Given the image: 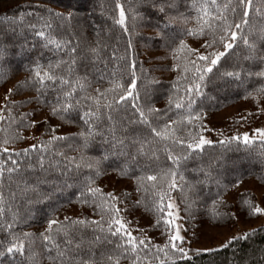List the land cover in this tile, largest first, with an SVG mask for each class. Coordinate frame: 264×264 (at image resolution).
<instances>
[{
	"label": "trees",
	"instance_id": "16d2710c",
	"mask_svg": "<svg viewBox=\"0 0 264 264\" xmlns=\"http://www.w3.org/2000/svg\"><path fill=\"white\" fill-rule=\"evenodd\" d=\"M10 1L12 4L4 9H0V43L8 47V54L0 58V76L6 75V79H0V89L8 82L18 78L16 85L25 79H29L30 85L36 81L34 71L37 69V65L40 66L41 76L44 71H48L50 75L57 77L56 80L44 81L43 91L47 96V99L54 103L59 97L62 101L64 100V93L73 92V103L76 99L81 100V114L82 111L89 110V106H92L94 110V102L87 99L89 96H97L96 89L99 88L101 92L105 89L111 88V81L123 84L128 80V75L125 70V65L122 60L116 59L115 57L125 56V47L129 40H131L133 47L127 49V60L129 63L133 59L136 60L137 65L143 64L144 72L137 71L138 89L140 90L141 96L145 89L151 90V104L160 110H169L168 115L173 120H179L182 115H186L185 108L176 109L175 104L177 102L183 103L186 106V87L190 83V77L192 72L185 73L183 71L185 63V53L183 50L176 51L175 59L171 52H167V56L170 58L169 63H163V58L158 55H154L157 52H163L166 55V48L164 41L157 31L159 27H163L166 23L164 13L158 12L147 4L140 3L139 0H119V2L125 7L126 10V26H132L131 16L133 12L138 16L145 18L144 23L137 22V27L132 29L130 32H125L121 26L115 24L113 16L118 19V10L114 12L115 0H2ZM238 0H178V11L183 14L179 24H171L165 31L168 35L176 38L178 33L184 29H196L199 30L201 25H204L205 34L208 33L207 24L218 25L221 23L219 17H226L227 22L232 25V30L235 29V22H240L241 9L237 8L236 12H232V7L237 4ZM247 3V0H245ZM131 6V10H129ZM201 6L206 8L207 15L202 11ZM46 9H52L53 13H60L64 19H54L51 21V27H46L39 22L37 17L41 14L47 16ZM248 25L242 27V32L249 39L250 43H255L257 47L261 45V36L264 34V0H252L251 7L248 9ZM21 14H24L23 22L20 20ZM31 14V15H29ZM168 15H177V10H168ZM187 23H184V21ZM35 25V30L30 26ZM83 25V32L78 30V26ZM43 30L45 37H40L36 34L37 31ZM97 31H99V38L97 37ZM240 31V30H237ZM56 40L61 44L60 49H56L55 45L49 44L48 39ZM204 37H186V43L192 47V43L198 44ZM211 39V37H208ZM99 43L100 52L99 56H96L88 51L90 46H96ZM79 44L78 56L74 71L69 72L68 63H70V57L68 55L69 47ZM21 45L23 47H21ZM237 47L233 50H229L225 57L221 59L220 64L214 68L215 85L205 88L206 97H201L198 104L202 102L203 107L197 108V111H204L205 120L208 116L213 113L220 111L228 106L234 105L238 102H246L249 104L255 103L251 99H244L246 94L260 98L258 89L264 87V77L257 75L248 76V72L257 73L264 70V64L254 62L252 60L245 59L250 54L248 46L243 44V41L238 35L236 41ZM116 50L115 52L113 50ZM220 50H223L222 48ZM77 55V54H73ZM59 67H55L58 62ZM53 67L49 69V65ZM95 65V68L93 67ZM107 65V66H106ZM87 66V67H86ZM189 67H191L189 65ZM245 71H241V69ZM29 69L32 70L30 73ZM170 71L171 77L166 79L164 73ZM238 72L241 74V79L237 80L234 77L223 75L226 72ZM101 72L104 74V80L100 81L99 76ZM115 74L114 76L112 74ZM87 75V80L83 78ZM188 77V78H186ZM60 78L68 80L67 84H61ZM155 78L158 83H153ZM85 85L84 89L81 90L80 83ZM243 81V82H241ZM175 85V87H173ZM40 87L38 83L35 85L25 88L22 90V95L12 96L11 99L19 101L21 99H30L36 95L35 88ZM13 88V87H12ZM24 95H30L28 98H22ZM114 93L108 92L106 96H100L101 105L109 103L113 99ZM116 99H119L118 94ZM130 101V98H129ZM171 101V103H169ZM143 103L141 99L138 101ZM35 105H28L27 107L20 109H12L7 107L6 104L2 109L1 115L3 119H0V141L6 136H11L19 133L24 137L25 133L31 128H24L18 126L19 114L27 112ZM128 110H121L119 113H114L116 116L117 123H120L122 118L125 116L130 117L131 101L128 104ZM44 111L48 112V108H43ZM102 112H107V109L101 108ZM9 113L15 118L12 120L9 118ZM75 122L71 124H63L62 127H66L69 131L59 133L56 131V135H64L70 137H76L75 140L69 142H54L50 146V151L45 153V156H51L54 160L60 161V168H64L67 161L64 157L56 156L55 153L62 151L69 157H75L76 162L80 160V152L77 151L81 138L77 137L76 134L85 131L86 126L83 125L82 121H79L76 113H73ZM138 119V114H136ZM57 124L61 125V121L58 118H53ZM28 122L27 119L25 121ZM125 127L128 128L132 135L141 133L142 135H148V129L144 125H128L127 119L122 120ZM170 125V132H172L173 138L184 137L187 142V130L191 128V125L187 124V121L173 124L172 121L168 122ZM100 126H106V122L102 121ZM162 127V125H161ZM42 135L39 140H48L51 136L45 132L44 128L39 131ZM37 140L35 143H39ZM25 139L16 141L6 145L10 151H21L26 147H17V145L23 143ZM217 141V140H214ZM70 144L72 145L70 147ZM168 146L174 154L181 153L180 145H173L172 139L160 140L159 138H152L145 141L143 145V154L141 156L142 162L151 161L150 167L146 168L144 172L149 175H155L160 172L161 169H168L172 166V162L167 159V153L165 147ZM108 148L107 144H101L99 138H95L91 141L90 147L84 151L86 157L100 158L104 154V150ZM224 150L216 144L214 148L206 147L205 151L201 154V157H193L187 161H181L180 173L184 176V180L181 181L179 176L176 177L177 187L171 192L172 197L176 198L179 208L181 209L180 215L183 217L184 204L181 200V188H183V195L185 197H192L193 193L198 194L197 202V218L192 221V226L201 221H206L208 224L217 227H225L232 225L234 221L229 222L222 219L212 218L213 212L223 213L226 211L225 208L220 206L219 203L213 204V200H219L217 192L220 190L217 185V181L222 184L228 185V190L223 193V199L226 194L233 188L230 181H236L237 177L240 178V182L253 179L260 185L264 186V141L263 140H252L245 146L242 143L239 144L237 149L236 143L233 142L232 150L224 152L223 158L212 161V167L209 168L210 155H216ZM154 153V156H153ZM17 159L15 155L12 157ZM158 158V159H157ZM0 161L4 164L5 179L3 182L2 194L5 198V219H11V214L8 212V206L12 203L11 195L16 191V183L9 184L7 180L8 167H11V160L8 159L6 153L0 154ZM23 164V161H20ZM126 167L124 165L123 157L111 156L108 160H102L99 169L101 174L95 177L93 170L86 167H81L78 172L75 169V162L72 164L71 172L72 176H79L82 182H86L89 176L95 179V183L92 187H99V181L108 174H114L117 178L127 179L132 182L130 192L122 191V193H131L132 198L129 201V212L124 213L127 215H134L138 217L143 216L144 204L141 203L139 208L132 210V204L136 199H141L147 202L158 195L159 189H152V184L159 185V179L155 182L145 181L144 183L148 186V191L143 189L140 192L135 191L136 180L135 178L130 179L128 176L121 175L119 168ZM138 168L140 166H137ZM202 169V170H201ZM106 172V174H105ZM131 172V169H129ZM140 171H137V175H141ZM41 175L36 170H28L25 172V177L30 183L35 182V176ZM49 178L60 176V172L51 170L48 173ZM18 179L14 176V181ZM72 181L69 180V183ZM238 182V184L240 183ZM41 188L44 191L50 190L47 184H42ZM100 188V187H99ZM101 193L95 197L97 202L103 203L107 208L106 193L103 188ZM164 189H167V184H164ZM74 193V194H73ZM121 192L119 194H122ZM80 198V191L75 188H68L64 186V190L57 192L56 196L51 201H43L41 203H35L27 205V208L23 206V201L17 199L16 204L21 205L19 211L26 215L27 211H31L32 219H29L27 223L18 224L15 231H27L35 233L37 238L35 239L34 246L32 249V256L35 260V264H53V259L57 257L56 247L48 242H42L39 239V233L44 231L46 228V220L49 217H54L57 213L64 211L72 206H79L85 208L87 211L81 214L79 218L89 220H100L101 210H93L89 204L76 202ZM88 199L91 201L93 197L88 194ZM248 199L252 203L256 204V198L254 194L248 192L241 193L238 195L234 203H226L230 206V210L233 213L241 215L239 209L243 206L247 208V205H243V201ZM71 201V202H70ZM167 203V200H165ZM59 205H63L59 211L53 212V208H58ZM256 215L241 217L245 219L255 218ZM187 227L188 225L185 224ZM56 227H53L51 235L57 244L61 246L62 250L68 248L64 243L65 237L63 233L57 234ZM107 225L105 224L104 232H97L95 234L101 237L108 235ZM70 238L73 239L72 248L75 249L77 243H81V236H83V242L81 243L80 250L77 252L68 253L65 252L63 259L73 260L76 262L91 258L95 264H114L113 261H108L109 255H118L112 251L113 245H107L104 243L89 244L88 241L94 236L91 228L85 232H77L75 226L69 227ZM149 234V233H148ZM166 238L157 232V239L153 241L154 244L162 245ZM0 240L6 241V233L0 231ZM7 242V241H6ZM48 243V248H51V252L48 248L44 247V244ZM143 248V246H141ZM264 248V234L258 232L254 237L247 241H240L233 244L227 249H221L218 252L208 254L201 252L202 255L193 257L194 264H245L246 261L258 257V250ZM160 252V251H159ZM157 252L155 247H151V251L145 253L139 251L138 264H168L169 259L161 258V255ZM26 250L25 255H28ZM255 254V255H254ZM17 259L21 258L19 256ZM7 264V262H5ZM55 264H59V259L56 260ZM120 264H131V261L126 258L120 259ZM183 264V262H182ZM193 264V262H188Z\"/></svg>",
	"mask_w": 264,
	"mask_h": 264
},
{
	"label": "snow or ice",
	"instance_id": "6c2138e0",
	"mask_svg": "<svg viewBox=\"0 0 264 264\" xmlns=\"http://www.w3.org/2000/svg\"><path fill=\"white\" fill-rule=\"evenodd\" d=\"M140 3L147 4L152 8L156 9L158 12L164 13L166 18V23L163 27H159L157 35L161 37L164 41V46L166 48V55L164 59H167V52H171L173 58L175 59L176 51L183 50L185 53V63L183 71L185 73L192 72L190 77V83L186 87V106L183 103L177 102L175 104L176 109L185 108L186 115H182L179 120H173L171 116L168 115L169 110H160L155 108L151 104V90L145 89L143 96H141L140 90L138 89L137 81L140 79L137 75V71L143 74V64L139 66L135 59L131 63L127 60V49L132 48V42L129 40L125 47V56L115 57L116 59L122 60L125 65V70L128 75V80L123 84L117 83L114 80L111 81L112 87L105 89L103 92L99 88L96 89L97 96H89L87 99H90L94 102L95 108L92 110V106H89V110L82 111L81 114V100L76 99L75 103L73 100V92L76 91L75 88L70 92L64 93V100L62 101L57 97L54 103L50 102L47 99L46 94L42 90L44 87V81L47 80H56L57 77L50 75L48 71H44L43 76H41L40 66L37 65V69L34 71V75L37 78L33 82V85L38 83L40 87H36V95L30 99H21L19 101H14L11 99L12 96L22 95V90L29 88L33 85H30L29 79L16 84L13 88L8 89L6 95V106L12 109H20L27 107L28 105H35L36 107L31 110L19 114L18 126L24 128L33 127L37 131L41 128L45 129V132L48 133L51 138L48 140H39V143H33L30 147H26L21 151H10L6 146L11 143H15L21 139H33V137H23L19 133H16L11 136H6L2 141H0V154L6 153L8 159L11 160V167L6 169L7 171V180L9 184L16 183V191L11 195L12 203L8 206V212L11 214V219L6 220L5 217V198L0 194V231L6 233V241L0 240V264H35V260L32 256V249L34 246L35 239L37 238L35 233L21 231L16 232V226L18 224L27 223L29 219H32L31 211H27V214L24 215L19 211L21 205L16 204L17 199L23 201V206L27 208V205L41 203L43 201H51L56 196L57 192L63 191L64 186L67 185L68 188H75L80 191V198L76 202L89 204L90 207L95 211L96 209L101 210V219L100 220H89L84 219H75L65 216L63 220H57L54 217H49L46 220V228L44 231L39 233V239L42 242H48L53 244L57 249V257L52 258L53 264L56 260L59 259V264H74L73 260L63 259L65 252L72 253L80 250L81 243L83 242V236H81V243H77L75 249L72 248L73 239L70 238L69 227L75 226L77 232H85L87 229L91 228L94 236L91 240L88 241L89 244L104 243L107 245H113L112 251L118 253V255H109L107 257L108 261H113L114 264H120V259L126 258L131 261V264H138L139 260V251H144L145 253L151 251V247H155L157 252L162 250H168L165 252L166 256H169L168 264H188V262H193V257L202 255L201 250L197 248L193 251L191 244L192 240L187 238V233L191 229L192 221L197 218V202L198 194L193 193L192 197H185L183 195V188H181V200L184 204L183 207V217L180 215L181 209L174 202L171 192L176 189L177 181L176 177L179 176L180 180H184V176L180 173L179 169L181 167V161H187L193 157H201V154L205 151L206 147L214 148L216 144L224 150L216 155H210V161L208 167H212V161L219 160L223 158L224 152L232 150L233 142L236 143L237 149L241 143V136L239 134L226 137L224 139H219L213 141L212 139L207 138L203 132H211L212 129L208 128L204 123L206 118L204 111H197V108H202V102L198 104V101L201 97H206L204 91L205 88L215 85V73L214 68L220 64L221 59L226 56L229 50H233L237 47L236 41L238 35L243 41V44L248 46L250 54L245 57L247 60H252L254 62H259L264 64V34L261 36V45L257 47L255 43H250L247 36L242 32V27L247 26L248 21V8L251 7L252 0H238L237 4L232 7V12L235 13L237 8L241 9V19L240 22H235V29L232 30V25L227 22L226 17H219L221 23L218 25H213L205 21L208 27V33L204 32V25H201L199 30L196 29H182L176 38L168 35L165 29L168 28L171 24H179L181 18L183 17L182 13L178 11V0H139ZM215 3V0H212ZM176 9L177 15L172 16L168 15V10ZM204 14L207 15V10L201 6ZM118 10V19L113 16L115 24L121 26L125 32H130L132 29L137 27V22H145L143 16H138L133 12L132 26H126V10L125 7L115 0L114 12ZM131 10V6H129ZM47 16L41 14L37 17L39 22L46 27H51V21L54 19H64L60 13H53L52 9H46ZM31 15V14H29ZM24 14H21L20 20L23 22ZM184 23H187L185 20ZM35 30V25H30ZM78 30L83 32V25L78 26ZM240 30V31H237ZM36 34L40 37H45V32L39 30ZM99 31H97V37L99 38ZM204 37L199 41L197 47H190L186 43V37ZM211 37L209 39L208 37ZM49 44L55 45L56 49L61 48V44L53 39H48ZM21 47H23L21 45ZM69 51L68 55L70 57V63H68L69 72L74 71V66L77 63V60L80 58L78 56L79 44L75 46H68ZM223 50H220V49ZM8 47L0 43V58L8 54ZM88 51L96 56H99L100 45L99 43L96 46H90ZM116 51L115 49L113 50ZM77 54V55H73ZM60 63L58 62L55 67H59ZM189 65L191 67H189ZM107 66V65H106ZM49 69L53 66L50 64ZM87 67V66H86ZM95 68V65H93ZM30 73L32 72L29 69ZM245 71V69H241ZM248 76L257 75L264 77V70H261L257 73L248 72ZM115 75L114 73L112 74ZM223 75L234 77L237 80L241 79V74L238 72H226ZM7 76H0V79H6ZM188 78V77H186ZM87 80V75L83 78ZM153 79V83H158V81ZM99 80H104V74L101 72ZM243 82V81H241ZM61 84H67L68 80L60 78ZM77 83H80L79 80ZM85 85L80 83V88L83 90ZM175 87V85H173ZM260 96L257 97L251 96V94H246L244 99H251L255 101V111H249L246 114L241 115L238 120L234 122L239 125L242 122H248L249 120L257 117H264V87L257 90ZM108 92L114 93L113 99L111 102L101 105L100 96H106ZM118 94L119 99H116ZM129 98L131 101L130 117L125 116L122 118L127 119L128 125H144L148 129V135H142L137 133L132 135L128 128L125 127L122 120L120 123H117L116 116L114 113H119L121 110L129 111L128 104ZM143 100V103L138 101ZM171 103V101H169ZM48 108V112L45 114L43 120L34 119V114H39L43 111V108ZM107 109V112H102L101 108ZM73 113H76L79 121H82L83 125L86 126L85 131H81L76 134L77 137L81 138V143L79 144L77 151L80 152V160L76 162L75 157H69L64 152H56L55 155L59 157H64L67 163L64 165V168H60V161L52 159L51 156L46 157L45 153L50 151V146L54 142H69L76 139V137L56 135L57 128L63 126V124L74 123ZM138 114V119L136 118ZM9 118L15 120L14 117L9 113ZM53 118H58L61 121V125H52L50 121ZM0 119H3V116L0 115ZM27 119V123L25 122ZM187 121V124L191 125V128L187 130V142L184 137H175L173 138V133L170 132L169 121H172L173 124L181 123ZM105 121L106 126H100L101 122ZM162 125V127H161ZM257 135L264 140V128L255 129ZM223 136V133H220ZM149 136L152 138H159L160 140H169L172 139L173 145L181 146V153L174 154L173 151L166 146L165 151L167 153V159L172 162V166L168 169H161L159 173L155 175H149L144 172V170L150 167L151 161L142 162L141 156L143 154V145L145 141L149 139ZM95 138H99L101 144H107L108 148L104 150L103 156L100 158L86 157L83 153L90 147V143ZM38 139V138H37ZM242 143L247 146L250 143L249 134L245 132L242 137ZM72 145L70 144V147ZM13 155L17 159H13ZM264 155V153H262ZM111 156L123 157L124 165L126 167H120L119 171L121 175L128 176L130 179L135 178L136 187L135 191L140 192L142 189L148 191V186L144 183L145 181L155 182L159 179V185L153 183L152 189H159L158 195H156L151 200L144 202L141 199H136L132 204V210L139 208L140 204H144V219L146 220L147 226L137 228L140 234L134 236L132 233L131 225L134 221L128 220L125 218L124 213L129 212V201L132 198L131 193L125 192L120 195H115L111 192L106 193V198L109 203L107 208H105L103 203L97 202L95 197L97 194L101 193L99 187H92L95 183V179L91 176L87 178L86 182H82L79 179V176H72L71 172L68 169H71L72 164L75 162V169L78 170L81 167H86L91 169L95 173V177H98L101 172L99 165L102 160H108ZM154 156V153H153ZM158 159V158H157ZM23 161V164L20 163ZM137 166H140L139 168ZM131 169V172H129ZM32 170L35 172L38 170L41 175L35 176V182L30 183L29 180L25 177V172ZM51 170L60 172V176L49 178L48 173ZM202 170V169H201ZM137 171H140L142 174L137 175ZM106 174V172H105ZM14 176L17 177L14 181ZM5 179V169L4 164L0 161V193L3 191V182ZM264 179V178H262ZM69 180L72 182L69 183ZM240 178L237 177L236 181H230L233 187H236ZM167 184V189H164V184ZM42 184H47L49 189L44 191L41 188ZM218 188L220 189L217 192V197L219 200H213V204L219 203L220 206L226 209L225 212L219 213L213 212L212 218L222 219L225 221H235L240 222L241 215L252 216V215H264V207H260L248 199L243 201V205H247V208L243 206L239 209L241 215L233 213L230 210V206L223 199V193L228 190L227 184H222L220 181H217ZM74 194V193H73ZM88 194H91L93 199L89 201ZM167 200V203H165ZM71 202V201H70ZM63 205H59L58 208H53L52 211L56 212L62 208ZM178 221H183V223H178ZM105 224L107 225V233L101 237L97 232L105 231ZM184 224L188 226L185 227ZM56 227L57 234L63 233L65 237L64 243L68 246L67 249L62 250L61 246L56 243L53 239L51 232L53 227ZM150 231L161 233L166 239L163 245V248L159 244H154L153 240L155 237L149 238L147 235ZM258 232L264 234V225L259 228H253L251 231H245L242 235H232L226 241L222 242L219 248L206 247L204 252L211 254L220 251L221 249H227L233 244L240 241H247L250 238L254 237ZM183 233V234H182ZM195 235V233H194ZM48 243L44 244L45 248H48ZM143 246V248H141ZM26 250L28 255H25ZM48 251L51 252V248H48ZM255 255V254H254ZM19 256L21 258L17 259ZM76 264H95V262L89 258ZM245 264H264V248L258 250V257L254 260L250 259L245 262Z\"/></svg>",
	"mask_w": 264,
	"mask_h": 264
},
{
	"label": "rangeland",
	"instance_id": "374dc122",
	"mask_svg": "<svg viewBox=\"0 0 264 264\" xmlns=\"http://www.w3.org/2000/svg\"><path fill=\"white\" fill-rule=\"evenodd\" d=\"M11 4L12 2L10 1L0 0V9H4L10 6ZM197 46L198 44L192 43V47H197ZM154 55H158L161 58H163V63L170 64V58L168 56L167 59H164L165 53L157 52ZM164 77L166 79H169L171 77V72L170 71L165 72ZM17 80L18 78L6 83L0 89V115L2 113V109L4 105L6 104L7 91L8 89L13 87V84L16 83ZM28 97H30V95H24L22 98H28ZM255 110H256L255 103L253 105L246 102H238L220 111L213 112L208 116V118L204 122L208 128L212 129V131L211 132L204 131L203 134L207 138L212 139L213 141L239 134L242 140L243 134L247 132L249 134L250 141L262 140L257 135L255 129L264 128V117L253 118L248 122L246 123L242 122L239 125H237L234 122L235 120H238L241 117V115L246 114L249 111H255ZM46 113L47 112L43 110L39 112V114H34L33 118L37 120H43L45 118ZM50 123L54 126L59 125L54 120H51ZM57 130L59 133H64L66 131H69L68 128L62 126L58 127ZM221 132L223 133V136L220 135ZM41 135L42 134L40 132H37L35 128L31 127L25 133L24 137L31 136L33 137V139H25V141L17 145V147L21 148V147L31 146L33 143H35L37 140L41 138ZM98 186L100 188H103V190L107 193L111 192V193L119 194L120 192L122 193V191L130 192V189L132 187V182L127 179L117 178L114 174H108L99 181ZM248 191L254 194L256 198V205L260 207H264V186L260 185L253 179H247L237 184L236 187H233L226 194L224 199L229 203H234L238 195ZM172 198L174 202L178 205L176 198L174 197ZM85 211L87 210L83 207L72 206L64 211L57 213L54 216V218H56L57 220H63L65 216H68L70 218H79L81 214L84 213ZM125 218L134 221V223H132L131 225L132 233L134 236H138L140 234L138 231H136L137 228L147 226L144 216L137 218V216H134L132 214L125 216ZM178 223H183V221H178ZM262 225H264V215H259V216L256 215L255 218L252 219H245L241 217L240 222L234 221L232 225H228L225 227L212 226L208 224L206 221H201L200 223H196V225L194 224V226L191 225V229L187 233V238L192 240L191 247L193 251L199 248L201 252H204V249L206 247L219 248L220 244L226 241L232 235H242L245 231H251V229L259 228ZM147 235L149 236V238L155 237L153 241H156L157 232L150 231L149 234ZM164 243L160 245L161 248H163ZM166 251L168 250H162L159 252L160 254H162L161 258L169 259V256L165 255Z\"/></svg>",
	"mask_w": 264,
	"mask_h": 264
}]
</instances>
